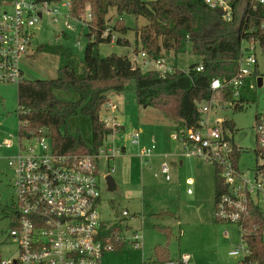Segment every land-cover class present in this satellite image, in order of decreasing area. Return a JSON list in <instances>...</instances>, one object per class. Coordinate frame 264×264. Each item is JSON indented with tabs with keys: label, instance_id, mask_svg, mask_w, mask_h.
Listing matches in <instances>:
<instances>
[{
	"label": "built area",
	"instance_id": "built-area-1",
	"mask_svg": "<svg viewBox=\"0 0 264 264\" xmlns=\"http://www.w3.org/2000/svg\"><path fill=\"white\" fill-rule=\"evenodd\" d=\"M78 1L82 0H0V85H19L25 80L22 64L33 54L34 30L43 22L45 16L55 24H62L66 29H73V22L89 28L92 19L90 8H86L85 17L77 18L74 15L75 3ZM203 2L211 9L222 11V18L226 22L249 18L250 12H253L251 18L257 13L264 20V0ZM109 34L110 31L106 30L103 37L106 38ZM115 41L116 36L113 35L111 42ZM80 44L81 42H76V45ZM258 47L257 41L243 42L238 75L228 81L226 86L220 79L214 78L210 86L212 98L200 106L199 126L195 129L178 128L172 137L174 141L182 144L183 156L201 157L215 165L224 186L223 192L216 199V218L221 223L239 228L242 245L229 255L241 258V264H259L247 261L251 253L242 240V221L251 200L264 208V115L258 114L255 120V155L258 164L252 172L254 181H251L248 171H242L239 159L235 158L238 147L234 144L233 132H225L224 121L211 118L210 112L216 107L227 108L221 106L217 99V95L220 96V91L225 88L234 98L229 107H237L242 90L246 88V81L258 66ZM259 49L261 50L260 47ZM135 56L132 61L143 70L150 68L149 70L163 73L173 70L165 60L152 61L145 53ZM196 70L203 71V66L199 65ZM113 107L111 102L105 106ZM104 125L115 132L121 131V126L113 119L104 120ZM49 135L47 130H42L40 136L31 140L22 141L19 137L17 153L9 160L16 197L11 228V236L19 246L16 262L102 264L104 254L115 250L116 245L124 241L120 232H112V238L108 237L111 230L100 220L98 161L105 158L111 162L121 151L115 146L104 145L97 154H60L54 150ZM131 139L138 143L140 132L132 134ZM2 148L12 149L13 142L6 140L0 143V150ZM154 150V145L144 149L141 157L153 156ZM171 167L168 162L161 166V173L166 181L171 180ZM189 183L192 185V181ZM187 192L192 194L191 189ZM122 215L124 218L132 217L127 210ZM133 233L132 243L135 248H140V233ZM190 261L191 255L183 254L177 262L168 261L164 264H189ZM12 263L15 262L3 261V264Z\"/></svg>",
	"mask_w": 264,
	"mask_h": 264
},
{
	"label": "rangeland",
	"instance_id": "rangeland-1",
	"mask_svg": "<svg viewBox=\"0 0 264 264\" xmlns=\"http://www.w3.org/2000/svg\"><path fill=\"white\" fill-rule=\"evenodd\" d=\"M86 8H90L89 3L85 4L84 13L76 17H85ZM114 13L113 11L111 15ZM119 19L116 15L112 24H118ZM121 19L120 24L129 31L125 36L116 35L129 41L131 46H121L116 42L102 43L99 46L101 57L111 54L130 59L136 57V32L147 22L133 15H123ZM73 26V29H66L45 16L43 22L35 27L33 54L22 64L26 80L57 77L59 58L49 53H37L39 46L64 45L71 48L76 56L83 57L89 41L88 27L74 22ZM64 33L67 38H64ZM76 42H81L80 46ZM257 58V72L263 79V84L259 87L257 79L244 89L246 99L243 110H234L230 106L226 109L216 107L210 112L211 118L234 123V144L242 151L239 157L240 169L248 171L251 181H254L252 172L258 164L255 155V120L258 114L264 115V55L259 47ZM178 59L180 70H187L191 63L197 61L189 53L180 55ZM109 98L114 107L105 108L101 117L104 120H115L125 130L114 131L106 141L109 147H117L120 154L111 162L105 158L98 161L101 191L99 212L101 222L112 232H120L124 242L117 245L118 249L106 252L102 264H162L163 261L157 257L158 251L164 252L167 259L175 262L181 255L189 254V264H241V258L229 255L242 245L239 228L218 222L216 218L215 183L218 173L215 165L201 157L183 156L182 144L172 139L177 124L164 119L156 109L145 110L140 107L136 100L134 81L128 80L123 92H111ZM18 108V84H1L0 143L11 140L13 148L7 151L8 154L0 150V257L3 261L11 262H16L19 257V246L11 236L16 197L13 171L9 166V159L16 155L19 144ZM148 116L154 117V122L148 123ZM139 131L140 141L135 143L131 135ZM153 145V156L142 158V151ZM172 157L184 160L185 164L173 161ZM164 162L177 163L172 168L170 182L161 173ZM107 175L114 178V189L108 186L105 179ZM191 177L196 178V184L187 186L186 182ZM178 178L181 179V184L174 185ZM172 186L174 189L170 192L169 188ZM189 189L194 191L193 196L187 194ZM125 210L131 216L136 215L124 218L122 214ZM135 231L141 236L140 248H135L132 243Z\"/></svg>",
	"mask_w": 264,
	"mask_h": 264
},
{
	"label": "trees",
	"instance_id": "trees-1",
	"mask_svg": "<svg viewBox=\"0 0 264 264\" xmlns=\"http://www.w3.org/2000/svg\"><path fill=\"white\" fill-rule=\"evenodd\" d=\"M87 3L92 19L83 57L76 56L64 45L39 46L37 53L59 58L57 77L25 79L18 85L17 118L22 141L34 139L42 130H47L57 153H99L114 132L104 125L101 117L110 102L108 94L123 92L128 80L135 82L140 107L156 109L180 129H195L199 126L200 106L212 98V80L218 78L226 86L238 75L243 42L257 41L264 55V20L257 13L254 18L250 12L249 18L226 22L222 11L209 8L203 0H82L75 3L74 15L82 14ZM116 15L120 19L123 15L145 19L147 24L136 32V54L145 53L152 61L165 60L173 70L166 73L143 70L129 57L117 54L101 57L100 44L111 43L113 35L116 44L131 46L129 41L116 35L125 36L129 31L120 24L122 19L112 24ZM106 30L110 34L104 38ZM187 53L197 61L187 70H180L178 57ZM199 65L203 66L201 72L196 70ZM258 77L256 67L246 87ZM220 92L219 104L232 105L231 92L227 88ZM245 99L242 90L234 110H243ZM223 129L234 134V123L224 120ZM241 154L238 148L235 158L238 160ZM223 188V182L217 177L216 199ZM242 228V240L251 253L247 261L264 264V214L255 200L249 202ZM108 237L112 238V231ZM161 252H157V257L162 264L173 261ZM0 264H3L1 257Z\"/></svg>",
	"mask_w": 264,
	"mask_h": 264
},
{
	"label": "crops",
	"instance_id": "crops-1",
	"mask_svg": "<svg viewBox=\"0 0 264 264\" xmlns=\"http://www.w3.org/2000/svg\"><path fill=\"white\" fill-rule=\"evenodd\" d=\"M110 94V93H109ZM109 94H108V96H109ZM109 100H110V102L112 103V101H111V99L109 98ZM145 110H147L148 108H144ZM153 119H154V117H151V116H148V118H147V122L148 123H150V122H154L153 121ZM161 119V118H160ZM165 119V118H164ZM163 118H162V121L164 120ZM125 130V128L122 126L121 127V132L122 131H124ZM176 130H178V126H177V129ZM140 132V131H139ZM8 150H12V149H6V148H2L1 149V151H6V153L8 154ZM182 150H183V146H182ZM8 151V152H7ZM0 156H1V154H0ZM168 157V156H167ZM172 160L173 161H175V162H177V161H179L180 162V164L181 165H184L185 164V161L183 160V161H181L180 160V158H174V157H172ZM177 160V161H176ZM175 162H171L170 164H171V171H172V168L173 167H176L177 166V163H175ZM171 179H172V177H171ZM166 180V179H165ZM171 181V180H170ZM170 181H167V182H170ZM192 181V185L194 186L195 184H196V178L195 177H191L186 183H187V186H190L191 184L189 183V182H191ZM174 185L175 184H178V185H180L181 184V179L180 178H178V181L177 182H175V183H173ZM174 189V186H172V187H170L169 188V191L171 192L172 190ZM187 194H188V192H187ZM189 196H193L194 195V191L192 192V194H188ZM136 214H134V215H132V217H134ZM129 229V228H128ZM162 254H164L165 255V253L164 252H161Z\"/></svg>",
	"mask_w": 264,
	"mask_h": 264
},
{
	"label": "water",
	"instance_id": "water-1",
	"mask_svg": "<svg viewBox=\"0 0 264 264\" xmlns=\"http://www.w3.org/2000/svg\"><path fill=\"white\" fill-rule=\"evenodd\" d=\"M257 83H258V86L261 87L262 84H263V79L259 77L258 80H257ZM106 181H107L108 186H109L111 189H114V187H115V180H114V178L112 177V175H108V176L106 177Z\"/></svg>",
	"mask_w": 264,
	"mask_h": 264
}]
</instances>
